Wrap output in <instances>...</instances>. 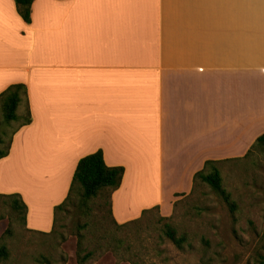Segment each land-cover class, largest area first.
Segmentation results:
<instances>
[{"label": "crops", "instance_id": "0c3cea01", "mask_svg": "<svg viewBox=\"0 0 264 264\" xmlns=\"http://www.w3.org/2000/svg\"><path fill=\"white\" fill-rule=\"evenodd\" d=\"M16 83L33 121L0 159V193L22 195L30 230L53 229L98 150L125 168L118 223L171 216L207 160L242 159L264 133V0H34L31 23L0 0V94Z\"/></svg>", "mask_w": 264, "mask_h": 264}, {"label": "rangeland", "instance_id": "374dc122", "mask_svg": "<svg viewBox=\"0 0 264 264\" xmlns=\"http://www.w3.org/2000/svg\"><path fill=\"white\" fill-rule=\"evenodd\" d=\"M24 111L21 105L18 112ZM19 123L13 122L11 131ZM218 165L237 208L233 211L223 197L199 181L193 192L175 202L170 219L179 232L188 233L191 246L184 250L163 233L165 220L158 209L137 218L138 222L121 223L126 224L121 228L104 196L92 204L89 215L74 208L61 213L51 234L15 223L14 235L7 238L11 257L0 264H81L77 258L80 232L88 238L87 251L95 250L84 264H132L136 253L141 264H264V154L254 150L248 157ZM19 184L28 193L27 187L31 192L44 190L42 185ZM125 195L127 202L142 199L141 191L138 197ZM8 223V217L0 220V237ZM109 237L120 242L118 249L110 248Z\"/></svg>", "mask_w": 264, "mask_h": 264}, {"label": "trees", "instance_id": "16d2710c", "mask_svg": "<svg viewBox=\"0 0 264 264\" xmlns=\"http://www.w3.org/2000/svg\"><path fill=\"white\" fill-rule=\"evenodd\" d=\"M17 9L23 19L27 23L32 21V11L34 0H15ZM24 105L25 111L19 113V107ZM0 106L3 119L0 121V159L6 157L11 150L14 134L23 126L31 124L33 116L29 103V92L27 85L16 83L9 86L0 94ZM13 122H20L18 127L11 131ZM254 150L264 154V133L260 135L253 144L245 157H248ZM222 161L207 160L204 167L195 174L194 188L200 182L207 183L216 193H218L228 203L234 211L237 203L232 199L231 193L224 187V180L219 168ZM125 168L123 166H109L105 162L104 153L98 150L94 153L82 157L76 167L70 191L66 199L55 207L54 227L51 232H40L43 234H51L55 232L61 213L70 211V208L78 210L80 213L89 215L92 210V204L98 200L108 197V203L111 205L112 211V195L121 186ZM192 191V192H193ZM177 202V201H176ZM158 209L153 207L145 209L142 216L150 211ZM9 218L6 230L0 237V262L7 261L11 257V250L7 241L8 237L14 235L15 223H22L27 226L28 205L19 193L2 194L0 193V220ZM114 217V216H113ZM171 216H161V220H165L163 225V233L177 246L184 250L187 245L191 246L187 232H179V230L170 222ZM115 223L118 227H125L126 224ZM139 220H135L138 222ZM30 230V229H29ZM33 231V230H31ZM88 240L86 234L79 233L78 254L79 263L84 264L89 258L94 256L95 250L87 251L86 245ZM110 248L118 249L120 242L110 238L107 239ZM161 249H157L159 251ZM87 251L86 253H83ZM137 259H132V264H141L142 258L139 254H135Z\"/></svg>", "mask_w": 264, "mask_h": 264}]
</instances>
